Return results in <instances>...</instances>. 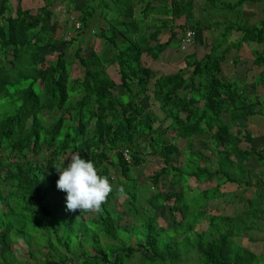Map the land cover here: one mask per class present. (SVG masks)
Segmentation results:
<instances>
[{
  "label": "trees",
  "instance_id": "trees-1",
  "mask_svg": "<svg viewBox=\"0 0 264 264\" xmlns=\"http://www.w3.org/2000/svg\"><path fill=\"white\" fill-rule=\"evenodd\" d=\"M8 1H0V264H18V240L31 258L32 243L45 250L34 264H184L192 252L195 264H256L257 255L234 240L251 241L250 231L264 229L256 222L264 219V181L254 182L253 198L228 197L222 186H252L248 159L254 156L264 169V151L239 150L240 133L231 128L251 111L243 90L220 76V63L230 31L239 34L236 48L264 47V18L255 25L227 22L200 59L182 57L186 75L155 74L142 56L157 61L166 48L178 47L185 30L207 28L193 22L191 0H170V16L184 15L185 21L177 27L163 22L169 28L164 41L157 38L159 28L145 34L144 22L132 17V0H114L118 9L105 0H85L68 38L55 37L51 0H32L27 8L17 0L11 9ZM94 13L105 25L92 27L97 49L87 37ZM254 55L253 64L264 69V49ZM143 100L154 109L141 107ZM179 141L184 159L177 167L172 159L181 153ZM77 154L113 187L92 217H85L91 211H68L67 194L56 187L55 168ZM149 157L159 166L147 177L153 191L142 195L146 190L132 170ZM190 181L210 186L188 196ZM164 184L173 189L160 191ZM121 186L122 195L116 191ZM219 198L238 209L231 216L211 215L204 230H195L207 204ZM165 207L169 227L156 223ZM125 213L136 223L121 221ZM170 231L169 240L161 241ZM257 241L264 252V232Z\"/></svg>",
  "mask_w": 264,
  "mask_h": 264
},
{
  "label": "crops",
  "instance_id": "crops-1",
  "mask_svg": "<svg viewBox=\"0 0 264 264\" xmlns=\"http://www.w3.org/2000/svg\"><path fill=\"white\" fill-rule=\"evenodd\" d=\"M1 1V0H0ZM21 1V0H20ZM85 0H51L50 11L52 18L50 23L55 26V37L59 38L65 35L68 38L73 33L72 22L79 16ZM113 8H119L114 0H105ZM133 1V18L142 20L145 24V34H151L159 28L157 35L158 40L164 41L169 35V28L163 25V22H169L170 25L177 27L183 26L185 16L172 18L169 14L170 0H132ZM14 5L15 0H9L8 3ZM38 3L41 0H37ZM193 22L207 28L201 30L195 29L193 32V41L191 44L181 48H166L157 61L150 62L160 63L172 66L182 62V57L191 55L200 59L209 51L210 44L226 26L227 22L246 21L250 25H255L263 20L262 0H191ZM105 3V4H106ZM228 5H233L230 8ZM146 6V8H145ZM105 12V9H104ZM68 24L66 25V23ZM89 37L88 41L96 46L99 44L98 39H93L95 26L102 25L104 22L99 20L97 13L89 20ZM93 27V28H92ZM239 34L230 31L226 43L222 48L228 49L223 55L220 63V76L223 80L235 82L244 92L247 98L246 110L251 112L244 119H238L236 124L231 128L232 132H239L241 139L238 144L239 150L243 151H264V69L253 64L254 54L264 49L263 46L254 43H242L238 48L234 45L238 40ZM184 66V63H183ZM182 66V67H183ZM149 67V66H148ZM151 68V67H149ZM205 154V153H204ZM211 159L210 155L205 154ZM215 160V158H212ZM248 169H254V173L248 174L247 179L252 186L243 188L235 185L225 184L222 191L227 192L228 197L231 195L244 196L253 198L257 189L253 186L258 179L264 181V169L257 167L255 157H249ZM264 160V159H263ZM226 185L232 186L228 191ZM245 193H247L245 195ZM217 200H220L217 199ZM232 204V201L230 202ZM264 211V207L262 209ZM256 222L263 224L264 219H258Z\"/></svg>",
  "mask_w": 264,
  "mask_h": 264
},
{
  "label": "rangeland",
  "instance_id": "rangeland-1",
  "mask_svg": "<svg viewBox=\"0 0 264 264\" xmlns=\"http://www.w3.org/2000/svg\"><path fill=\"white\" fill-rule=\"evenodd\" d=\"M16 2H17V0H15L13 7H15ZM12 3L13 2L9 3L10 9L12 8ZM33 5L34 4H33L32 0H30V1L29 0H21V6H24L25 8L32 7ZM71 49L72 48H67V50H66L67 53L71 52ZM96 49H97V46H96ZM143 63L147 64L149 67H151V69L155 72V74L175 73L178 70H181L182 73L184 75H186L188 72L187 69L186 70L183 69L184 68L183 62H180L179 65L175 64L172 66H167L164 64H160V63L150 62L149 59L147 58V59H143ZM71 73L73 76H76L79 74V70L75 66H72ZM109 75L115 79L114 73L110 72ZM140 106L143 108L150 107L152 110L154 109L153 105H151V100H148V101L143 100L142 102H140ZM162 116L163 115L161 114L159 117L161 118ZM177 145H178V148H179L181 153H178L177 155L173 156L172 164L174 166L180 167L182 165V162L184 159V153H183L184 143H183V141H179V142H177ZM194 146L197 147L198 145L195 144ZM203 152L208 155L207 152H205V151H203ZM147 159L148 160H146L140 167L134 168L132 170V175L134 176V178L138 184V187L140 189L146 190L144 193H142V195H148L151 193V191H153L152 187H151V189H149L150 185H148L147 177L150 176L152 174L153 170H155L159 166L157 163L158 161L155 158L149 157ZM187 183H188V187L190 188V190H187L188 196L192 195V193H198L203 188H207L210 186V184H205V183L197 184L195 181H190ZM161 185H163V183ZM161 185H160V188H158V189H160V191H162V192L166 191V189H167V191H170L173 189V187L171 185H167V184H164V186H161ZM231 188H232V186L226 185L227 191ZM246 194L247 193H245V195ZM120 200H122V199H119V202H120ZM108 206L111 207L112 209L117 210V211L122 210V206L118 203H115V202L108 203ZM142 206H144V203H142ZM238 207L239 206L234 204V202L232 204H230V203L225 204L222 201V199L210 201L207 204V208L202 213L203 214L202 220L195 226V230H204L207 227L206 225L208 223L209 216L214 215V214H224L227 216H231L234 213V210L235 209L237 210ZM77 211H79V210H77ZM94 214H95V212H89L88 216H85V217H92ZM161 214L162 215L160 216V218L157 219L156 223L162 227H169L171 225V222H172V217L168 214L166 207L164 208V210ZM174 216H175L176 220H178L180 218L178 214H175ZM121 221L128 222V224L136 223L126 213L122 215ZM263 232H264V229L250 231L248 233V237H249V239H251V241L248 240L247 238H245L244 236L240 239L234 240L238 245L250 250L253 254L257 255L254 257V262L256 264H264V252L261 250L259 241H257L261 238V234ZM170 234H172V231L168 232V234L166 236H164V239H160V240L161 241L169 240ZM176 239L178 241L182 242L181 238L180 239L176 238ZM18 241L19 242L17 243L18 244L17 247L19 250L15 252V256H14V259L17 261L18 264H34L35 259L38 260L40 257H43V255L45 254L44 249H36L35 243H32V247H30L28 249V251L32 252L33 257L31 258V256L27 253V249L23 245L22 241H20V240H18ZM232 249L236 250L237 248L235 246H233ZM37 252H39V254H37ZM196 259L197 258H196L195 252H192V253H189L182 258V263H184V264H195L197 262ZM136 260H137V258L135 257L134 259H132V262H136Z\"/></svg>",
  "mask_w": 264,
  "mask_h": 264
},
{
  "label": "clouds",
  "instance_id": "clouds-1",
  "mask_svg": "<svg viewBox=\"0 0 264 264\" xmlns=\"http://www.w3.org/2000/svg\"><path fill=\"white\" fill-rule=\"evenodd\" d=\"M75 23V22H74ZM59 178L58 190L66 192L68 211H102V205L113 192V187L106 176L100 175L91 160L74 155L66 167H56ZM122 195L123 187L116 189Z\"/></svg>",
  "mask_w": 264,
  "mask_h": 264
},
{
  "label": "built area",
  "instance_id": "built-area-1",
  "mask_svg": "<svg viewBox=\"0 0 264 264\" xmlns=\"http://www.w3.org/2000/svg\"><path fill=\"white\" fill-rule=\"evenodd\" d=\"M74 28L75 29L78 28V23H74ZM192 41H193V31L187 29L185 30L183 37L179 41V46L183 48L184 46L191 44ZM123 157L126 162L129 161L128 155L125 151H123Z\"/></svg>",
  "mask_w": 264,
  "mask_h": 264
}]
</instances>
